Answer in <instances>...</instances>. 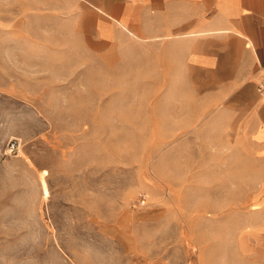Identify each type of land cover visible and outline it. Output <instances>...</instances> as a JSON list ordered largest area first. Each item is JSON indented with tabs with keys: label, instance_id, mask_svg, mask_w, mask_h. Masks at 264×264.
I'll use <instances>...</instances> for the list:
<instances>
[{
	"label": "rangeland",
	"instance_id": "rangeland-1",
	"mask_svg": "<svg viewBox=\"0 0 264 264\" xmlns=\"http://www.w3.org/2000/svg\"><path fill=\"white\" fill-rule=\"evenodd\" d=\"M62 1L0 0V264H249L254 183L209 70Z\"/></svg>",
	"mask_w": 264,
	"mask_h": 264
},
{
	"label": "crops",
	"instance_id": "crops-1",
	"mask_svg": "<svg viewBox=\"0 0 264 264\" xmlns=\"http://www.w3.org/2000/svg\"><path fill=\"white\" fill-rule=\"evenodd\" d=\"M61 5L73 22H95L97 39L111 40L118 31L133 40L158 39L173 69L209 70V119H223L222 141L236 143L239 165L249 167L247 180L254 183L246 196L239 256L264 264V99L257 91L264 64V0H63Z\"/></svg>",
	"mask_w": 264,
	"mask_h": 264
},
{
	"label": "built area",
	"instance_id": "built-area-1",
	"mask_svg": "<svg viewBox=\"0 0 264 264\" xmlns=\"http://www.w3.org/2000/svg\"><path fill=\"white\" fill-rule=\"evenodd\" d=\"M257 91L259 95L264 99V64L260 68V77L257 83ZM18 149L17 139H13L8 145V152H14Z\"/></svg>",
	"mask_w": 264,
	"mask_h": 264
},
{
	"label": "bare ground",
	"instance_id": "bare-ground-1",
	"mask_svg": "<svg viewBox=\"0 0 264 264\" xmlns=\"http://www.w3.org/2000/svg\"><path fill=\"white\" fill-rule=\"evenodd\" d=\"M41 180H42V186H43L44 193L46 194L47 191H48V187H47V184L45 182V179H44L43 175L41 176Z\"/></svg>",
	"mask_w": 264,
	"mask_h": 264
}]
</instances>
